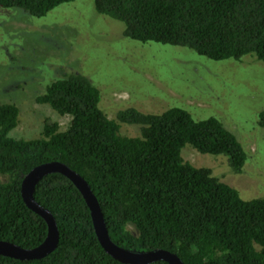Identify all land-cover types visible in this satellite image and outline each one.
I'll list each match as a JSON object with an SVG mask.
<instances>
[{"label":"trees","instance_id":"obj_1","mask_svg":"<svg viewBox=\"0 0 264 264\" xmlns=\"http://www.w3.org/2000/svg\"><path fill=\"white\" fill-rule=\"evenodd\" d=\"M74 0H0L33 16ZM98 12L122 21L124 35L140 41L187 46L214 60L252 56L264 62V0H95ZM70 124L46 121L40 136L10 135L20 109L0 102V239L26 248L46 237V220L21 194L34 167L61 161L83 176L101 206L111 239L134 251L166 249L185 264H264V197L244 199L209 167L182 156L189 144L202 153L227 155L242 172L247 152L215 116L196 119L182 107L143 112L101 108V91L85 75L65 72L36 97ZM139 126V135L121 132ZM259 125L264 126V109ZM35 199L56 219L59 241L41 258L0 254V264H130L110 255L96 234L90 208L75 183L50 172ZM148 264H170L157 260Z\"/></svg>","mask_w":264,"mask_h":264},{"label":"rangeland","instance_id":"obj_2","mask_svg":"<svg viewBox=\"0 0 264 264\" xmlns=\"http://www.w3.org/2000/svg\"><path fill=\"white\" fill-rule=\"evenodd\" d=\"M124 23L97 11L95 0L60 4L33 16L19 7L0 5V102L20 109L15 137L40 136L46 121L61 130L62 115L36 97L65 72L87 76L101 91V108L114 118L135 107L158 113L187 109L194 118H219L242 143L247 161L236 172L227 155L202 153L189 144L185 160L212 169L244 199L264 197V62L214 60L180 45L140 41L124 35ZM121 132L139 135V126L121 123ZM0 174V182L7 180Z\"/></svg>","mask_w":264,"mask_h":264},{"label":"water","instance_id":"obj_3","mask_svg":"<svg viewBox=\"0 0 264 264\" xmlns=\"http://www.w3.org/2000/svg\"><path fill=\"white\" fill-rule=\"evenodd\" d=\"M50 172L63 173L81 191L90 208L98 239L104 249L114 258L130 264H148L157 260H165L170 264H185L177 253L166 249L134 251L116 244L109 235L101 206L87 180L64 162L56 160L37 165L24 176L21 183V194L24 201L47 222L48 231L45 239L39 245L32 248H26L12 241L0 239V254L17 259H33L41 258L56 248L59 241L56 219L49 209L36 201L34 196L36 184L44 175Z\"/></svg>","mask_w":264,"mask_h":264}]
</instances>
